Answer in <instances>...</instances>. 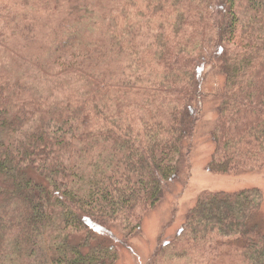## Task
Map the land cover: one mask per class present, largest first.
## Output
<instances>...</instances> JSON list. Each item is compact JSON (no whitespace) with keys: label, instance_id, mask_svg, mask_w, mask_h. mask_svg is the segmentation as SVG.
<instances>
[{"label":"trees","instance_id":"1","mask_svg":"<svg viewBox=\"0 0 264 264\" xmlns=\"http://www.w3.org/2000/svg\"><path fill=\"white\" fill-rule=\"evenodd\" d=\"M108 5L0 0V264H114L113 229L188 168L206 98L208 170L264 168V0ZM260 206L257 188L202 191L148 263L264 264Z\"/></svg>","mask_w":264,"mask_h":264},{"label":"rangeland","instance_id":"2","mask_svg":"<svg viewBox=\"0 0 264 264\" xmlns=\"http://www.w3.org/2000/svg\"><path fill=\"white\" fill-rule=\"evenodd\" d=\"M97 1L98 9H104L110 7L109 3H118L119 0ZM101 1H105V4ZM30 11L32 12V9ZM217 80L211 79L207 82V89L210 93L221 84V77ZM216 83L218 84L215 85ZM217 104V100L206 98L202 105V117L193 138L189 166L186 171L171 184L169 191L161 200L143 214L135 231L132 230L126 236L121 228L113 229L117 239L126 241L124 245L116 243L118 255L114 264H149L148 261L156 248L175 235L183 223L187 210L194 205L197 196L204 190L231 192L250 188L259 189L261 191L259 214L264 221V168L237 173H219L208 170L207 164L213 151L212 132L216 120ZM159 249L160 254L168 253L167 246ZM231 250L232 248H228L223 251L220 257L208 264H241L238 254Z\"/></svg>","mask_w":264,"mask_h":264}]
</instances>
